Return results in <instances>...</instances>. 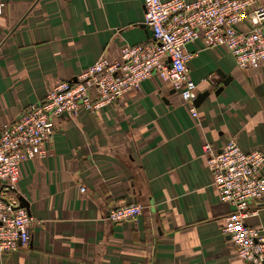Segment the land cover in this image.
Here are the masks:
<instances>
[{
	"label": "crops",
	"instance_id": "crops-1",
	"mask_svg": "<svg viewBox=\"0 0 264 264\" xmlns=\"http://www.w3.org/2000/svg\"><path fill=\"white\" fill-rule=\"evenodd\" d=\"M0 5V134L57 83L151 38L144 0ZM187 51L197 53L188 65L198 95L209 93L198 118L157 75L98 115L61 117L48 155L20 169L17 189L36 223L31 242L0 253V264H248L222 232L232 208L214 187L204 146L221 151L233 140L264 152V64L240 70L227 49L201 41ZM131 204L143 208L144 233L138 221H107ZM256 208L247 223L264 229V199Z\"/></svg>",
	"mask_w": 264,
	"mask_h": 264
},
{
	"label": "built area",
	"instance_id": "built-area-1",
	"mask_svg": "<svg viewBox=\"0 0 264 264\" xmlns=\"http://www.w3.org/2000/svg\"><path fill=\"white\" fill-rule=\"evenodd\" d=\"M144 7V24L151 30L148 41L123 46L118 60L100 59L75 82L57 83L43 102L23 110L1 132V254L18 252L31 242L36 223L21 203L20 169L48 155L46 146L61 117L73 118L83 111L98 115L157 75L179 92L198 118V85L188 65L197 53L187 51L198 41L207 50L227 49L240 70L257 71L264 64V4L259 0H144ZM244 22L249 25L245 31L240 28ZM204 157L221 200L232 208L223 220V234L242 261L264 264V229L247 223L264 199V152H245L231 140L221 151L206 144ZM142 214L140 205H120L109 211L107 221L136 222Z\"/></svg>",
	"mask_w": 264,
	"mask_h": 264
},
{
	"label": "water",
	"instance_id": "water-1",
	"mask_svg": "<svg viewBox=\"0 0 264 264\" xmlns=\"http://www.w3.org/2000/svg\"><path fill=\"white\" fill-rule=\"evenodd\" d=\"M219 75L224 79V85H227L230 82V80H231L230 78L228 79L227 77H225V75H223L220 72H219ZM208 94H209L208 92L203 93V94H199L197 97V100L195 101V105L198 106V105L202 104L205 101V99L208 97ZM65 116H67V115H65ZM20 199H21L22 206L27 208L28 203L23 198H20ZM138 223H139L140 231L142 233H144V217L143 216H140L138 218Z\"/></svg>",
	"mask_w": 264,
	"mask_h": 264
}]
</instances>
